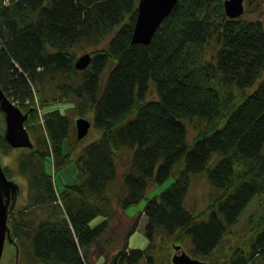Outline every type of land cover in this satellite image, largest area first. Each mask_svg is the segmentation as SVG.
<instances>
[{
    "label": "trees",
    "instance_id": "1",
    "mask_svg": "<svg viewBox=\"0 0 264 264\" xmlns=\"http://www.w3.org/2000/svg\"><path fill=\"white\" fill-rule=\"evenodd\" d=\"M245 1L229 17L223 0H176L142 43L131 41L138 0H0V86L29 109L33 139L18 152L17 171L6 166L27 186L9 219L22 264H89L97 240L113 250L102 264H155L165 239H186L192 256L212 258L264 193V26L245 14L259 0ZM85 50L90 62L75 67ZM77 116L97 131L84 144ZM76 147V180L55 187L45 159L57 171ZM12 148L0 133V152ZM198 173L213 191L193 212L184 201ZM169 176L141 211L146 247L128 246L139 214L120 234L116 207L125 211ZM251 223L221 264H264V211Z\"/></svg>",
    "mask_w": 264,
    "mask_h": 264
},
{
    "label": "rangeland",
    "instance_id": "2",
    "mask_svg": "<svg viewBox=\"0 0 264 264\" xmlns=\"http://www.w3.org/2000/svg\"><path fill=\"white\" fill-rule=\"evenodd\" d=\"M246 1L244 2L245 5ZM245 14L251 17L259 18L264 26V0H259L258 8H254L250 11H245ZM87 48V47H86ZM91 49V48H89ZM83 51H79L81 53ZM63 103V102H60ZM62 106L60 109H64ZM66 111V110H65ZM74 115V114H72ZM87 115V114H86ZM88 117L91 118V115L88 114ZM186 123L189 125V133L192 134L191 123L186 120ZM5 123L4 117L0 112V133H4ZM97 135V131L95 130L93 124L91 123L87 134L81 138L80 144H84L94 138ZM21 147H13L12 151L4 155L0 152V161L2 165L7 164L9 169L17 171V154L21 150ZM25 150L31 149L29 147L24 148ZM78 151V147L74 148L70 155V160L60 169L54 171L51 165V162L48 159H45V168L52 174L53 181L55 187L62 188L65 184L74 182L77 176V168L75 163L76 152ZM16 175L17 182L19 184V195L15 201L14 211H16L25 201L26 196V180L25 178L17 172H14ZM173 177L169 176L161 183H151L147 187L146 193L144 197L138 200L135 203L129 205L125 211L116 207V213L113 218V225L118 229V232L122 234L124 230L130 224V221L133 217L139 214L138 225L136 228L130 233L128 237V246L130 247H146L148 243V238L144 233V223L146 220V216L142 213V209L146 203V201L151 198L154 194L158 193L164 187L170 184ZM189 189L187 195L185 197V206L193 211L198 212L204 209V207L208 203L209 194L213 191L210 186L207 176L205 173L194 174L190 180ZM264 211V193L259 195H255L243 208L240 212L237 221L232 225L231 232L224 235L221 241L218 243L214 250V254L209 261H212L214 264H221L225 255H228L230 251L234 247L242 248L244 245V239L249 234L251 221H255L256 218ZM133 214L131 216L127 215ZM103 218L102 214L95 215L91 220L90 224H95ZM187 240H183L182 242L176 243L171 240L163 241L159 247H157L154 251V255L156 256L155 264H171V256L173 251V243L180 244L182 248L187 251ZM113 250L109 251L106 254V250L102 246L99 240L96 241L94 246L90 247L86 251V256L88 257L89 264H102L104 256L109 257ZM23 257L21 256L15 242L9 241L5 238L2 253L0 256V264H22ZM255 263L263 264L262 261L256 260ZM37 264H45L43 262H39Z\"/></svg>",
    "mask_w": 264,
    "mask_h": 264
},
{
    "label": "water",
    "instance_id": "3",
    "mask_svg": "<svg viewBox=\"0 0 264 264\" xmlns=\"http://www.w3.org/2000/svg\"><path fill=\"white\" fill-rule=\"evenodd\" d=\"M176 0H138L137 16L133 26L132 42H150L154 31L162 19L170 12ZM224 12L229 17H235L243 13L244 0H223ZM91 60V53L85 50L79 53L74 61L77 68H84ZM0 108L5 112L4 137L11 147H32L33 142L24 124L29 109L22 111L3 93L0 86ZM76 136L82 138L88 132L90 120L85 116L75 118ZM3 171L0 161V182H11ZM9 225L7 224V205L3 202L0 193V256L2 253L5 235L9 237ZM11 238V237H10ZM12 239V238H11ZM13 240V239H12ZM173 264H213L212 261L192 256L180 244L173 243Z\"/></svg>",
    "mask_w": 264,
    "mask_h": 264
},
{
    "label": "flooded vegetation",
    "instance_id": "4",
    "mask_svg": "<svg viewBox=\"0 0 264 264\" xmlns=\"http://www.w3.org/2000/svg\"><path fill=\"white\" fill-rule=\"evenodd\" d=\"M3 93L5 95H7L4 92V90H3ZM0 112L2 113V115L4 117V123H5V112L1 108H0ZM26 119H25V121H26ZM25 121H24V124L26 126ZM26 128H27V126H26ZM28 133H29V131H28ZM29 135H30V133H29ZM3 136H4V133H3ZM30 138H31V140L33 142V139H32V136L31 135H30ZM32 147H33V145H32ZM32 147H30V148H32ZM21 148L24 149V148H27V147H21ZM4 155H7V154H4ZM6 166L8 167L7 164L2 165L3 171H4L5 175H6V177L8 179H11L12 181L9 182V183H6V182H2L1 183L0 182V193H1V198L3 199V202L7 205V224L9 225V228H10L9 235L13 239V234H12L11 226H10V223H9V219H10L11 215L13 214V212H15L14 211V209H15L14 208V205H15V201H16L18 195H19V184L17 182V179L15 178L16 175H14V174L13 175H9L8 174V172L6 171ZM10 237L7 234L5 235V238L7 240L12 241V242H15V240L14 239L12 240Z\"/></svg>",
    "mask_w": 264,
    "mask_h": 264
},
{
    "label": "crops",
    "instance_id": "5",
    "mask_svg": "<svg viewBox=\"0 0 264 264\" xmlns=\"http://www.w3.org/2000/svg\"><path fill=\"white\" fill-rule=\"evenodd\" d=\"M127 215H129V216H131V215H133V214H128V213H126ZM46 264V263H45Z\"/></svg>",
    "mask_w": 264,
    "mask_h": 264
}]
</instances>
